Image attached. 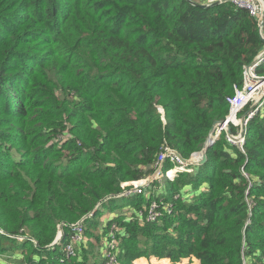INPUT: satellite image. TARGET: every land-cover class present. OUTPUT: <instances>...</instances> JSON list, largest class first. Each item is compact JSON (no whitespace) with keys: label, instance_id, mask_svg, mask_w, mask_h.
<instances>
[{"label":"trees","instance_id":"16d2710c","mask_svg":"<svg viewBox=\"0 0 264 264\" xmlns=\"http://www.w3.org/2000/svg\"><path fill=\"white\" fill-rule=\"evenodd\" d=\"M4 3L11 7L0 6V253H14L1 260L96 264L98 236L92 252L85 241L75 258L64 256L69 225L84 217L83 225H97L108 205L146 219L138 208L144 194L109 197L152 175L164 148L185 159L201 150L226 119L245 65L264 49L256 18L230 2ZM262 63L256 74L264 75ZM243 139L232 143L221 131L203 164L167 178L157 199L172 206L170 216L141 227L117 215L123 240L141 243L129 264L141 255L264 264V103Z\"/></svg>","mask_w":264,"mask_h":264},{"label":"rangeland","instance_id":"374dc122","mask_svg":"<svg viewBox=\"0 0 264 264\" xmlns=\"http://www.w3.org/2000/svg\"><path fill=\"white\" fill-rule=\"evenodd\" d=\"M4 2H5V0H0V6H5L4 10H7L8 8L11 7V5H8V6L5 5L6 3H4ZM1 27H2V25L0 24V29H1ZM261 36H262V34H261ZM13 38L15 39V37H13ZM36 47H41V49H44L42 45H38V46L36 45ZM261 53H263V50L260 51L259 54H261ZM259 54H257L253 59H256L257 56H259ZM260 64L263 65L262 62ZM247 70H249V68ZM249 107L250 106H248V108ZM248 108H246V110ZM245 111L243 113H240L238 115V118H240L245 113ZM4 114H5V112L3 111V109H1L0 110V116H4ZM246 125L241 124V126L235 127L237 130V133L234 136H236L240 132L241 127H243V130H244ZM241 144H238V145H241ZM188 171H190V170H188ZM150 176H152V175H149L148 177L141 179L139 181L124 183L122 185L124 188H123L122 192L118 194L119 196L118 195L110 196L109 198L122 197V194L125 193L127 190L131 189L132 187L138 186V184H147L151 180V178L148 179ZM166 176L173 178L175 175L173 174V172H165L164 174H159L158 176H155V177L152 176L153 178L159 177L160 179L155 180L152 184H150L151 186L146 187L145 189L143 188L140 192L137 191L135 194L129 195V196H135L136 195L137 198H142V194H144L143 200L140 203L138 208L141 211H143L145 214L148 210L147 205H150V207L154 206V208H158L157 212L155 214H152L153 209L149 211V215L151 214V215H154V217H157L155 220H157L158 217L170 216L171 214H173L172 213L173 208H172V206H170V204L167 205L164 201H162V204H161V203H159V201L157 199V197H158L157 190L167 180ZM162 193L168 194V191H164ZM127 198H129V197H127ZM146 202L148 204H146ZM160 205L165 207V208H169L170 211L167 209L166 213L161 211V214H160L159 207H158ZM102 213H103L102 216L99 219H97V225H96V223L93 226L91 224L83 225L82 224L83 220L76 222V223H80L81 227H82V231H80L79 233L75 229V226H74V224H76V223L69 225V231L67 234V241L64 243V250H63L64 256L67 258H70V259L75 258L77 245L81 244L82 242H85V241L87 242L86 243L87 251L89 250V252H92L93 248L95 246L94 242L97 241L96 238L98 236L101 239L99 240L98 243H96L97 248H95L96 251H95V260H94L96 262V264L100 263V261L102 262V260H103L104 264H129V259H127V256L128 255L131 256L132 253L134 252V250H138V248L141 247V243L139 241L134 242L133 237L127 239V241L123 240L122 236L119 235V233H118V230L120 227H118L116 222H115L116 218L118 217L117 215L125 214L126 216H129V217L132 216V219L131 220L129 219L130 222L138 224L141 227L145 226L149 222H155V221H147V218L144 219V218L137 217L135 215L136 211L133 208L122 209L119 207H113V206L108 205V207H105L103 209ZM140 213L141 212H139V214ZM111 214H113V215L111 216ZM149 215H148V217H149ZM103 220H106V221L108 220V222H107L108 224L107 223L104 224ZM101 224H104V226L100 230ZM163 224H164V222L158 226L161 227V226H163ZM168 228L170 229V226H168ZM173 232H175V230H173ZM62 233H63L62 229L58 228V231H57L58 240L61 238ZM76 234H78L81 237V240H82L81 242H77V243L74 242L73 238L76 236ZM19 238H21V237H19ZM133 244H136L135 248L133 247ZM13 253H14L13 251H10L8 253L9 255L0 253V264H6V262H5L6 260H1V259L6 258V256L7 257H13ZM132 260L133 261H131V264L142 263L143 260L146 261V264H183V263H188V262H190V264H198V262H199L194 257L191 259L189 257H186V258H183L181 261H178L176 263L174 261H171L168 258H161L159 256H153V255L132 256ZM188 260H191V261H188ZM61 262H65V261H61Z\"/></svg>","mask_w":264,"mask_h":264},{"label":"built area","instance_id":"2783aa9c","mask_svg":"<svg viewBox=\"0 0 264 264\" xmlns=\"http://www.w3.org/2000/svg\"><path fill=\"white\" fill-rule=\"evenodd\" d=\"M230 3H232L235 7L243 9L248 12V14L254 18H256V22L258 25L259 32L264 37V0H231ZM260 34V35H261ZM264 60V49L263 53L259 54L257 56L256 61L252 67L249 68V70H244V79L243 84L241 88H236L235 92L232 96L228 97L226 99V102L229 105V112L225 119L224 124L219 128L216 129L219 134L221 131L226 132V126L230 129V126H241L240 118H238V114L240 111H242L247 105L250 107H253L252 112L246 114L244 119V125L247 124L248 120L253 116V114L256 112L257 108L261 106L264 103V75L256 74L255 67L258 66L262 61ZM245 69V68H244ZM234 117V119L232 118ZM228 141L235 143V144H241L243 143V135L240 136V132L234 136V135H228L226 134ZM168 160L171 163L170 168H163L164 162ZM189 165H186L184 161L180 158V156L172 149L170 148H164L163 151L159 154L157 161L155 163V172L152 174V176H158L159 174H164L165 172H173L175 175L178 171H188L187 168ZM150 176L152 182L153 180H159L160 178H153ZM167 177V176H166ZM172 178V177H167ZM147 184H138V186H134L131 189L127 190L125 193H123V196H128L131 194L136 193L137 191H141ZM146 212V218L147 221H155L157 217H154V215H149V211L152 210V214H155L157 212L158 208H154V206L150 205L147 208ZM148 213V214H147ZM149 215V217H148ZM75 229L78 231H82V227L80 223L74 224ZM74 242H81V237L76 234V236L73 238ZM60 240V239H59Z\"/></svg>","mask_w":264,"mask_h":264},{"label":"water","instance_id":"95a60500","mask_svg":"<svg viewBox=\"0 0 264 264\" xmlns=\"http://www.w3.org/2000/svg\"><path fill=\"white\" fill-rule=\"evenodd\" d=\"M191 3H194L198 6H201V7H207V6H210L212 4H218V3H223V2H230L231 0H220V1H215L211 4H199V3H196L192 0H189ZM261 36V35H260ZM261 39L262 41L264 42V37L261 36ZM256 59H253L252 61H250L246 66H245V72L248 68H250L251 66L254 65ZM253 110V107H249L246 112L241 116L240 118V121H241V124L244 123V119H245V116L246 114L252 112ZM225 120L224 121H219V122H215L213 127L211 128L210 130V133H209V136L207 137L205 143L203 144L201 150L199 152H196L194 154H192V156L189 158V159H185L183 157H181L180 155V158L184 161V163H186V165H197V164H203L206 160V150L208 149V147H210V145L214 142V140L218 137L219 135V132H217L216 129H219L223 124H224ZM243 127H241V130H240V136L243 135ZM226 134L228 135H231V132H230V129L226 126ZM150 179V178H148ZM151 181V180H150ZM150 183V182H148ZM91 214V213H90ZM85 219V217L83 218V220ZM59 229H62V224L59 226ZM58 236L56 237V239L54 240V242L52 243L53 244H56L58 242Z\"/></svg>","mask_w":264,"mask_h":264},{"label":"crops","instance_id":"0c3cea01","mask_svg":"<svg viewBox=\"0 0 264 264\" xmlns=\"http://www.w3.org/2000/svg\"><path fill=\"white\" fill-rule=\"evenodd\" d=\"M192 1H194L196 3H199V4H211V3L215 2V1H220V0H192Z\"/></svg>","mask_w":264,"mask_h":264},{"label":"bare ground","instance_id":"6f19581e","mask_svg":"<svg viewBox=\"0 0 264 264\" xmlns=\"http://www.w3.org/2000/svg\"><path fill=\"white\" fill-rule=\"evenodd\" d=\"M234 119V117H232Z\"/></svg>","mask_w":264,"mask_h":264}]
</instances>
